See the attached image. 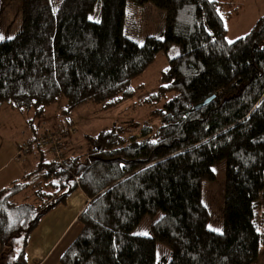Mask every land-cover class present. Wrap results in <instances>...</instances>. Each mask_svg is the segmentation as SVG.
<instances>
[{"label": "trees", "instance_id": "trees-1", "mask_svg": "<svg viewBox=\"0 0 264 264\" xmlns=\"http://www.w3.org/2000/svg\"><path fill=\"white\" fill-rule=\"evenodd\" d=\"M234 1L60 0L52 11L49 0H19L20 30L0 41V107L31 113L30 122L60 101L65 114L85 103L115 108L143 89L131 82L158 53L177 54L133 103L145 120L85 135L79 155L37 148L33 170L0 189V264H25L30 233L75 190L88 201L59 264L255 261L264 250V16L228 43L223 21L235 17ZM143 5L163 12L164 24L139 44V13L127 10ZM218 161L220 233L206 227L201 202ZM146 217L149 235L136 234ZM159 247L167 257L158 259Z\"/></svg>", "mask_w": 264, "mask_h": 264}, {"label": "rangeland", "instance_id": "rangeland-1", "mask_svg": "<svg viewBox=\"0 0 264 264\" xmlns=\"http://www.w3.org/2000/svg\"><path fill=\"white\" fill-rule=\"evenodd\" d=\"M59 2L60 0H49L52 11L56 10ZM19 7V0H0V36L6 37V39L0 41L7 40V37L14 36L20 30ZM135 8L129 7L127 14L130 15L131 11L139 13L138 43L141 44L143 39L148 36L160 37L164 24L163 12L149 5ZM234 8L237 10L235 17L229 21H223L226 29L225 41L228 43L245 35L254 22L259 17L264 16V0H235L232 9ZM88 19L95 21L97 16L93 12L88 15ZM176 54V46H172L166 54L158 53L143 74L131 82L132 87L140 85L143 89L137 91L132 99L106 111L100 109L98 105L85 103L76 106L68 114H65L58 110V107H62L64 104V101H60L58 106L47 108L43 118L34 119L30 122L31 113L19 114L7 106H1L0 189L9 186L12 181L20 180L22 175L33 170L38 161L37 150L30 148L20 156H17L16 152L44 134L54 133L55 131L58 133L57 129L64 128V134H67L66 137L58 138L62 155H79L85 150V135L94 136L101 130L108 129L113 125L124 124L130 120H145L148 111L138 106L132 111L133 103L144 97V94L154 90L156 78L159 72L166 67L167 58ZM157 125V120L151 121L153 128ZM135 137L137 138V135ZM46 152L49 154L48 151ZM12 154H15V156L10 159ZM211 170L214 176L213 180L201 182V202L206 207L209 215L206 227L220 233L222 230L224 161L216 162ZM15 200L18 201L19 199L16 197ZM151 222L152 220L146 217L138 225L135 233L148 236ZM157 257L158 259L167 257L166 251L159 247ZM263 261L264 250L259 246L257 257L252 264H262Z\"/></svg>", "mask_w": 264, "mask_h": 264}, {"label": "crops", "instance_id": "crops-1", "mask_svg": "<svg viewBox=\"0 0 264 264\" xmlns=\"http://www.w3.org/2000/svg\"><path fill=\"white\" fill-rule=\"evenodd\" d=\"M14 156L12 154L10 159ZM87 201L81 191L75 190L65 204L39 220L27 238L25 264H59L60 256L80 231L76 217Z\"/></svg>", "mask_w": 264, "mask_h": 264}, {"label": "built area", "instance_id": "built-area-1", "mask_svg": "<svg viewBox=\"0 0 264 264\" xmlns=\"http://www.w3.org/2000/svg\"><path fill=\"white\" fill-rule=\"evenodd\" d=\"M54 133H47L35 140H32V142H30L28 145H25L16 152L17 156L26 153L30 148H48V152L54 154V156L58 158L60 156L61 144L57 140L58 133H56L57 135Z\"/></svg>", "mask_w": 264, "mask_h": 264}, {"label": "snow or ice", "instance_id": "snow-or-ice-1", "mask_svg": "<svg viewBox=\"0 0 264 264\" xmlns=\"http://www.w3.org/2000/svg\"><path fill=\"white\" fill-rule=\"evenodd\" d=\"M2 39H6V37L0 36V40H2ZM7 39H11V37H7Z\"/></svg>", "mask_w": 264, "mask_h": 264}, {"label": "water", "instance_id": "water-1", "mask_svg": "<svg viewBox=\"0 0 264 264\" xmlns=\"http://www.w3.org/2000/svg\"><path fill=\"white\" fill-rule=\"evenodd\" d=\"M209 101V99L205 100L203 104H206Z\"/></svg>", "mask_w": 264, "mask_h": 264}]
</instances>
